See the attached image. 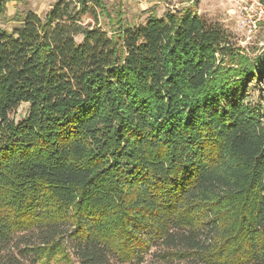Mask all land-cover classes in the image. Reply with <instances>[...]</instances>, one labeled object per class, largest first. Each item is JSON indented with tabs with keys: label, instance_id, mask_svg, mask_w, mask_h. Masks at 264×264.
<instances>
[{
	"label": "trees",
	"instance_id": "obj_1",
	"mask_svg": "<svg viewBox=\"0 0 264 264\" xmlns=\"http://www.w3.org/2000/svg\"><path fill=\"white\" fill-rule=\"evenodd\" d=\"M263 75L190 6L0 27V264H264Z\"/></svg>",
	"mask_w": 264,
	"mask_h": 264
},
{
	"label": "rangeland",
	"instance_id": "obj_2",
	"mask_svg": "<svg viewBox=\"0 0 264 264\" xmlns=\"http://www.w3.org/2000/svg\"><path fill=\"white\" fill-rule=\"evenodd\" d=\"M56 0H12L8 3V9L0 18V27L11 32L13 27L21 23L24 15L32 11L41 17L49 11ZM107 9L114 15L122 14L126 24H139L148 19L150 15L163 17L169 9L188 7L210 21L218 22L229 30L238 46L254 60L263 59L264 56V28L256 32H249L247 28L240 25V0H104ZM86 23L96 24V21L85 16ZM98 26L111 30L106 18L100 17ZM112 28V27H111ZM250 84L249 93L252 98L264 101V75L259 84ZM27 105H22L16 114L19 119L25 114ZM52 264H66L56 262ZM77 264V263H74Z\"/></svg>",
	"mask_w": 264,
	"mask_h": 264
},
{
	"label": "built area",
	"instance_id": "obj_3",
	"mask_svg": "<svg viewBox=\"0 0 264 264\" xmlns=\"http://www.w3.org/2000/svg\"><path fill=\"white\" fill-rule=\"evenodd\" d=\"M240 25L249 32L264 28V0H240Z\"/></svg>",
	"mask_w": 264,
	"mask_h": 264
}]
</instances>
